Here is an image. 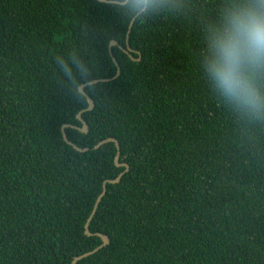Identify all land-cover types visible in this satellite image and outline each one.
<instances>
[{
	"label": "trees",
	"instance_id": "trees-1",
	"mask_svg": "<svg viewBox=\"0 0 264 264\" xmlns=\"http://www.w3.org/2000/svg\"><path fill=\"white\" fill-rule=\"evenodd\" d=\"M237 2L159 0L126 37L111 2L0 0V264H71L102 243L95 232L109 242L75 264H264V117L203 75ZM61 60L88 76L73 67L70 88ZM96 78L83 110L78 86ZM111 137L128 165L116 182V143L94 147Z\"/></svg>",
	"mask_w": 264,
	"mask_h": 264
},
{
	"label": "clouds",
	"instance_id": "clouds-1",
	"mask_svg": "<svg viewBox=\"0 0 264 264\" xmlns=\"http://www.w3.org/2000/svg\"><path fill=\"white\" fill-rule=\"evenodd\" d=\"M111 6L136 20L159 6V0H111ZM75 88L73 67L87 77V65L58 62ZM264 69V0H239L227 8L207 38L203 75L211 88L237 110L264 117V94L255 87L256 74Z\"/></svg>",
	"mask_w": 264,
	"mask_h": 264
},
{
	"label": "water",
	"instance_id": "water-1",
	"mask_svg": "<svg viewBox=\"0 0 264 264\" xmlns=\"http://www.w3.org/2000/svg\"><path fill=\"white\" fill-rule=\"evenodd\" d=\"M101 1L111 2V0H101ZM132 23H133V20L131 19V21H130V23H129V26H128L127 33H126V37L128 36V33H129V30H130V27H131ZM112 44H115V41H114V40H111V41L109 42V46L112 45ZM130 49H131V48H130L129 46H127V49H126L125 51L130 50ZM130 57H131V55H130ZM118 73H119V70H118V68H117L116 73H115L114 76H116ZM105 80H107V78H96V79H92V80H90V81H88V82H85V83H81V84H79V86H78V90H79V92H81L83 95H85V97H86V99H87V103H88L87 106H86L83 110H89V109H91V108L93 107V104H94V103H93V100L91 99V97H89V96L87 95V93L85 92V90H84V86L87 85V84H89V83L91 84V83H94V82H96V81H105ZM77 118L82 122V126L78 127V129L81 130V131H87V124H86V123L84 122V120L81 118V111H79V112L77 113ZM65 126H67L66 123L63 124V125L61 126V131H62L63 137L66 139V136H65V133H64V127H65ZM108 140H113V141L116 143L117 152H116V155H115V157H114V161H115V163H116L117 165H123V166L125 167V168L123 169V171H121V172H120V173H119L114 179H108L109 182H116L117 180H119V178L121 177V175L123 174V172H125V171L128 169V165H127V163H125V162H120V161H119V150H118L119 145H118L117 140H116L115 138H112V137H111V138H107V139L101 140V141H99L98 143H96V144L94 145V147H98V146H100L103 142H106V141H108ZM67 142L70 143V141H68V140H67ZM73 147H75L77 150H85V149H87V147L81 148V147H78V146H76V145H73ZM105 183H106V180H105V181L103 182V184H102V191L99 193V195H98V197H97V199H96V203H97V201H99V200L101 199V197L104 195V193H105V191H106ZM86 232H87L88 234L90 233L88 230H86ZM100 236H101V238H102V240H103V243H102L101 245L106 244V243L109 242V237H108L106 234H100ZM93 251H95V249L92 250V251H90V252H84V253H81V254L75 256V257L73 258V260H72V264H75V262H76L77 260L81 259V258L84 257L85 255H87V254H89V253H91V252H93Z\"/></svg>",
	"mask_w": 264,
	"mask_h": 264
},
{
	"label": "bare ground",
	"instance_id": "bare-ground-1",
	"mask_svg": "<svg viewBox=\"0 0 264 264\" xmlns=\"http://www.w3.org/2000/svg\"><path fill=\"white\" fill-rule=\"evenodd\" d=\"M98 197V196H97ZM97 197H96V199H97ZM96 199H95V202H94V204H93V208H92V211H91V214L89 215V217L87 218V220H86V222H85V225H84V228H85V233L87 234V235H90V234H92V232L89 230V227H88V224H89V221H90V219H91V216H92V214L94 213V211H95V209H96V207H97V204H98V202L99 201H97V203H96ZM86 230H88L90 233L88 234L87 232H86ZM95 234H97V235H99L100 236V234H102V233H99V232H95ZM101 237V236H100ZM102 239V238H101ZM102 243H103V240H102ZM101 243V244H102ZM99 245L98 247H96L95 248V251L98 249V248H100V247H103L104 245H106V244H103V245ZM94 250V249H93ZM88 252H90V251H88ZM94 252V251H93ZM92 253V252H91ZM73 260V259H72ZM72 264V263H71Z\"/></svg>",
	"mask_w": 264,
	"mask_h": 264
}]
</instances>
